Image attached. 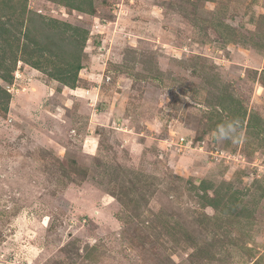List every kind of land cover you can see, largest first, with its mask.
I'll return each instance as SVG.
<instances>
[{"label": "rangeland", "instance_id": "374dc122", "mask_svg": "<svg viewBox=\"0 0 264 264\" xmlns=\"http://www.w3.org/2000/svg\"><path fill=\"white\" fill-rule=\"evenodd\" d=\"M2 15L14 31L70 24L56 43L67 56L80 38L82 69L60 82L70 60L21 42L0 77V264H264V0H15ZM233 119L240 137L214 139Z\"/></svg>", "mask_w": 264, "mask_h": 264}, {"label": "trees", "instance_id": "16d2710c", "mask_svg": "<svg viewBox=\"0 0 264 264\" xmlns=\"http://www.w3.org/2000/svg\"><path fill=\"white\" fill-rule=\"evenodd\" d=\"M15 0H5L4 2L0 1V5H5L7 7H13ZM73 3V2H72ZM72 3H69L68 5L72 6ZM73 7L77 10H80L82 12H88V13H94V6L93 4L90 5V8H85L81 6V4H73ZM4 16L5 18H3ZM0 16V37L3 39L0 41L2 47H0V50L10 48L8 49V52L12 50L11 55H6L3 53V55H0V77L6 81L11 82L14 78V68L16 63L18 62V56L16 55V52L19 51L20 43L25 42L23 48L28 49L31 48L28 43H33L35 47L33 48L34 51L30 52L28 55L34 56L35 54L39 52H43L45 50L49 51L50 54L55 55L57 57H63L66 60L65 64L68 62V59L70 60L69 64L64 68L60 65H57L54 74H51L55 79H57L60 82L66 83L68 85L74 84L78 78V72L80 69H82V64L80 63V55L82 51V45L80 43L78 44V41H80V38L77 36H74L72 34H68L72 40H67V44H72L77 50L75 51H68L69 54L67 56H62L67 50L64 48L66 46L65 43H56L57 40L63 41V35L67 33V31H70V27H72L70 24L66 22H58L50 21L46 22L44 19L39 21L38 19H42L41 15L32 16L30 22L26 23V31H14L13 27L16 25L18 28L20 25L18 22H14L12 17L9 15H2ZM57 23L59 25H57ZM23 24V22H21ZM59 26H65V28H60ZM45 29V34L47 36L48 42L43 44H40V42L35 38V33L38 31H41V29ZM77 31L79 29H76ZM40 38H43L44 32L41 31ZM42 36V37H41ZM74 36V37H73ZM39 38V40H40ZM76 43V44H74ZM79 45V46H78ZM44 47V48H43ZM70 55V56H69ZM29 59V56H28ZM28 63H31L30 60ZM33 66L40 67V64L38 60L34 61ZM1 86H0V93L5 92ZM7 92V91H6ZM8 93V92H7ZM7 97L10 98L9 94H7Z\"/></svg>", "mask_w": 264, "mask_h": 264}, {"label": "clouds", "instance_id": "9594fccd", "mask_svg": "<svg viewBox=\"0 0 264 264\" xmlns=\"http://www.w3.org/2000/svg\"><path fill=\"white\" fill-rule=\"evenodd\" d=\"M240 135V121L238 119L225 120L217 126L214 139L218 141L232 140L235 142Z\"/></svg>", "mask_w": 264, "mask_h": 264}]
</instances>
